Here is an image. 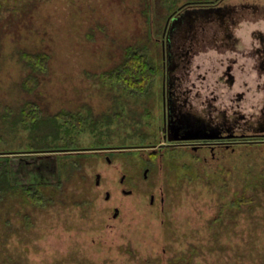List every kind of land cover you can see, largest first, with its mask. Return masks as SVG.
Returning a JSON list of instances; mask_svg holds the SVG:
<instances>
[{
	"label": "rangeland",
	"instance_id": "rangeland-1",
	"mask_svg": "<svg viewBox=\"0 0 264 264\" xmlns=\"http://www.w3.org/2000/svg\"><path fill=\"white\" fill-rule=\"evenodd\" d=\"M186 1L199 8L224 1L233 11L226 26L245 43L226 47L215 24L201 29L192 22L200 41L182 83L217 84L215 51L241 56L257 43L251 34L264 35V0H0V157L10 158L0 200V264H172L183 256L187 264H264V141L169 152L145 180L147 151L137 147L159 122L146 112L145 96L101 76L122 61L127 46L144 45L158 63L161 25ZM24 50L50 56L31 92L23 85L30 72ZM256 61L247 54L236 67L252 72ZM27 101L41 109L36 124L22 122ZM236 108L244 115L240 124L264 129V73L260 90L251 87ZM61 112L79 113L81 129L49 117ZM70 146L94 150L79 156L59 150ZM122 174L129 195L120 193ZM27 183L51 202L37 206L12 187ZM241 195L251 203L233 204Z\"/></svg>",
	"mask_w": 264,
	"mask_h": 264
},
{
	"label": "flooded vegetation",
	"instance_id": "flooded-vegetation-1",
	"mask_svg": "<svg viewBox=\"0 0 264 264\" xmlns=\"http://www.w3.org/2000/svg\"><path fill=\"white\" fill-rule=\"evenodd\" d=\"M213 1L219 0H206L205 2ZM223 2L214 7L202 6L199 8L191 7L190 3L186 1L184 4H178L174 7L166 15L161 25L160 34L156 41L158 43L157 59L160 67V81L147 85L150 91L145 94L144 98L146 112L150 116L156 117L159 124L156 130L148 133L145 142L137 147L147 151L141 152L145 155L143 158L145 169L143 179L145 180L156 167L162 168L163 157L169 152L180 151V149L190 152L209 149L214 152L218 148L231 147L232 143L238 142V140H245L246 142L264 141V132H261L264 129L240 124L239 119L244 118V115L239 113L236 108L246 99L251 87L255 89V92L260 90V78L264 73L263 34L252 33L251 36L257 38V43L250 42L249 49L241 55L242 58H247V54L257 56L256 66L253 69L250 68L253 70L252 72L246 70L243 64L234 68L235 58H231L229 61L227 59V63L217 59L218 66H214V64L210 66L211 69L214 68L215 71H219L216 77L217 84L195 85L192 83L189 86L182 83L181 74L185 71L189 72L194 62L191 48L200 41L193 32V21L201 29L209 24H215L219 27L224 34L222 43L226 47L236 43L241 44L239 45L240 48L245 46V43L240 41L239 37H235L226 26V19L232 9L224 8ZM198 3L201 2L198 1ZM199 16L201 19L197 18ZM215 52L225 55V52L222 51ZM199 68L200 65L197 64L195 69ZM235 70L239 71L240 74L244 71L245 73L244 75L239 74L237 77ZM247 78L251 79L250 84ZM203 79H205L204 75ZM245 130H253V132L242 133ZM201 136L204 138H200ZM59 150H64L63 153L61 152L62 154L79 156V153H83V151H93L94 149L70 146L59 148ZM157 158L160 159V163H157ZM166 164H169V161ZM118 180L120 193L131 194L133 189L127 188L126 174H122ZM108 194L107 200L110 197V193ZM153 202L154 195H151L150 203ZM115 212L116 215L113 214V218L119 215V207L114 208Z\"/></svg>",
	"mask_w": 264,
	"mask_h": 264
},
{
	"label": "trees",
	"instance_id": "trees-1",
	"mask_svg": "<svg viewBox=\"0 0 264 264\" xmlns=\"http://www.w3.org/2000/svg\"><path fill=\"white\" fill-rule=\"evenodd\" d=\"M20 58L30 68V72L23 80V85L28 91H33L39 80V74L48 72V61L50 56L45 52H29L20 51ZM105 82L109 84H115L120 86L125 92L132 96H145L150 89L148 84L155 83L158 78L160 81V67L155 60H152L147 53L144 45L136 47L127 46L125 49V55L122 61L112 68L101 74ZM34 101H27L21 108L20 114L24 124L33 123L36 124L38 118L41 117V109ZM8 112H11L8 106L4 107ZM76 116V117H75ZM117 118H122L121 112L116 113ZM52 120L63 119L66 122L76 126L77 129H81L82 118L79 113H57L49 116ZM48 118V119H50ZM10 158L0 157V200L3 198V182L6 180V176L9 171ZM171 165L176 166L175 163ZM14 188L20 187L23 194L29 197V199L37 206H45L51 202L49 197L41 192L40 186L36 184H21L20 186L14 185ZM42 187V185H41ZM251 198L244 195L239 196L233 200V204H250ZM172 264H187L186 257H181L174 260Z\"/></svg>",
	"mask_w": 264,
	"mask_h": 264
},
{
	"label": "crops",
	"instance_id": "crops-1",
	"mask_svg": "<svg viewBox=\"0 0 264 264\" xmlns=\"http://www.w3.org/2000/svg\"><path fill=\"white\" fill-rule=\"evenodd\" d=\"M237 53V52H236ZM236 53H234L233 55H231L230 56V54H220V53H217V55H220V56H217L216 54V56H214V58H216V59H219V60H221V61H223V63H225L226 61H227V59H228V61H229V59H231V58H235L236 59V62H235V64H234V68H236V66H237V64L239 63L238 62V60H240L241 58H242V56H240L239 54H236ZM234 55H236V56H234ZM227 63V62H226ZM220 65V64H219Z\"/></svg>",
	"mask_w": 264,
	"mask_h": 264
},
{
	"label": "water",
	"instance_id": "water-1",
	"mask_svg": "<svg viewBox=\"0 0 264 264\" xmlns=\"http://www.w3.org/2000/svg\"><path fill=\"white\" fill-rule=\"evenodd\" d=\"M200 138H204V137H200ZM99 177H100V175L99 174H97V178H96V183H98L99 182ZM108 196H109V194L108 193H106V198H108ZM116 215V212L114 213V216Z\"/></svg>",
	"mask_w": 264,
	"mask_h": 264
}]
</instances>
